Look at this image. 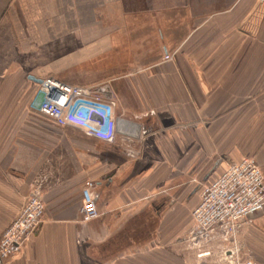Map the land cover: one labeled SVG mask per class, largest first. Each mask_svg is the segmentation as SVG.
Here are the masks:
<instances>
[{
	"label": "crops",
	"instance_id": "obj_1",
	"mask_svg": "<svg viewBox=\"0 0 264 264\" xmlns=\"http://www.w3.org/2000/svg\"><path fill=\"white\" fill-rule=\"evenodd\" d=\"M45 76L97 83L114 141L42 114ZM245 157L264 175V3L0 0V238L35 187L46 211L0 264H264V209L232 234L192 216Z\"/></svg>",
	"mask_w": 264,
	"mask_h": 264
},
{
	"label": "built area",
	"instance_id": "obj_2",
	"mask_svg": "<svg viewBox=\"0 0 264 264\" xmlns=\"http://www.w3.org/2000/svg\"><path fill=\"white\" fill-rule=\"evenodd\" d=\"M263 4L264 0H259ZM39 97L35 107L61 127L75 126L89 137L112 143L116 137L115 107L111 98L102 97L94 86L66 83L55 77L38 79ZM95 183L87 180L82 190L81 213L84 221L95 220L100 213L93 194ZM18 217L0 238V260L14 257L29 243L43 225L45 198L35 187ZM264 209V175L254 158L232 161L219 179L202 188L198 207L192 213L195 227L207 235L215 229L235 232L236 223L251 218ZM239 264H252L251 260Z\"/></svg>",
	"mask_w": 264,
	"mask_h": 264
},
{
	"label": "rangeland",
	"instance_id": "obj_3",
	"mask_svg": "<svg viewBox=\"0 0 264 264\" xmlns=\"http://www.w3.org/2000/svg\"><path fill=\"white\" fill-rule=\"evenodd\" d=\"M99 83H102V82H99ZM96 84H97V83H96ZM96 84L93 83V84H90V85H88V86H96Z\"/></svg>",
	"mask_w": 264,
	"mask_h": 264
}]
</instances>
